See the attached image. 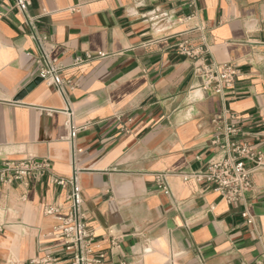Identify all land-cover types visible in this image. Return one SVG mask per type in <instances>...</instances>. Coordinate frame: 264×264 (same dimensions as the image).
<instances>
[{
  "label": "crops",
  "instance_id": "obj_1",
  "mask_svg": "<svg viewBox=\"0 0 264 264\" xmlns=\"http://www.w3.org/2000/svg\"><path fill=\"white\" fill-rule=\"evenodd\" d=\"M30 1L44 47L76 83L75 122L91 123L77 139L82 210L106 264H264V167L234 204L179 176L202 171L230 141L264 155V0ZM184 42L208 63L236 65L234 87L202 90ZM40 56L15 0H0V164L47 160L69 177L66 100L43 82L27 90ZM219 116L235 127L232 138L213 124ZM161 174L171 195L158 190ZM69 192L48 176L0 185V264L62 248L60 222L45 208L67 213Z\"/></svg>",
  "mask_w": 264,
  "mask_h": 264
},
{
  "label": "built area",
  "instance_id": "obj_2",
  "mask_svg": "<svg viewBox=\"0 0 264 264\" xmlns=\"http://www.w3.org/2000/svg\"><path fill=\"white\" fill-rule=\"evenodd\" d=\"M15 6L25 15L30 24L33 36L41 50V56L36 61L38 77L49 87H54L66 100L67 109L64 111L68 119L65 124L68 131L66 140L71 146L72 175L61 177L56 175L49 161L27 159L23 161H4L0 164V185H13L25 183L28 180L48 176L50 181L63 189H70L67 201L70 208L67 213L62 212L61 206H47L45 214L56 216L60 225L54 229V237L62 240V248L57 253H47L42 257L28 261L9 260L5 264H106L108 254L105 251H96L93 246L96 235L90 230L82 210L84 204L83 189L80 180L81 169L78 167L79 156L82 150L77 146V139L81 132L91 126L88 123L78 126L75 122L74 112L69 104L68 95L76 88L73 79L63 77L64 67L57 59H53L44 47V39L36 32L33 19L28 16L31 6L30 0H15ZM192 15L188 20H194ZM181 54L196 60L193 74L201 80V89L222 94L224 89H232L239 74L234 64L208 63L204 59L202 48H194L188 42L179 45ZM30 55V53H27ZM93 58H78L74 65L78 66ZM55 113L54 111L51 112ZM223 124V130L232 138L236 134L235 127L225 125V117H216L213 124ZM214 143H218L217 141ZM264 167V155L248 143L230 141L221 146L218 155H215L199 172L182 173L179 176L184 182L191 180L205 184L210 191L217 192L228 204L242 203L247 194L253 189L252 175ZM158 190L171 195L167 175H157ZM244 217H248L245 213ZM249 218L248 223L252 224ZM112 247L119 248L118 239L112 240Z\"/></svg>",
  "mask_w": 264,
  "mask_h": 264
},
{
  "label": "water",
  "instance_id": "obj_3",
  "mask_svg": "<svg viewBox=\"0 0 264 264\" xmlns=\"http://www.w3.org/2000/svg\"><path fill=\"white\" fill-rule=\"evenodd\" d=\"M40 83H42V80L39 78L38 80H36L35 81V83L34 84H32L30 87H28V89L27 90H30V89H32L35 85H38V84H40Z\"/></svg>",
  "mask_w": 264,
  "mask_h": 264
}]
</instances>
